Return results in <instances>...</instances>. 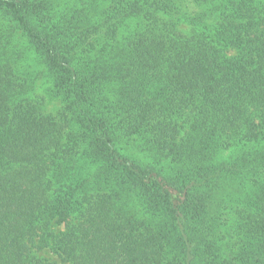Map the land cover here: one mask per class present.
<instances>
[{"label": "trees", "instance_id": "16d2710c", "mask_svg": "<svg viewBox=\"0 0 264 264\" xmlns=\"http://www.w3.org/2000/svg\"><path fill=\"white\" fill-rule=\"evenodd\" d=\"M0 264H264V0H0Z\"/></svg>", "mask_w": 264, "mask_h": 264}]
</instances>
